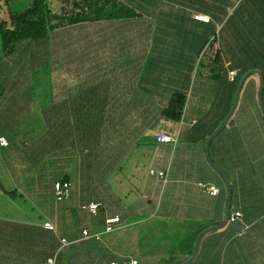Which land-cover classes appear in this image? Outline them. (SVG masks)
<instances>
[{
	"label": "crops",
	"instance_id": "crops-1",
	"mask_svg": "<svg viewBox=\"0 0 264 264\" xmlns=\"http://www.w3.org/2000/svg\"><path fill=\"white\" fill-rule=\"evenodd\" d=\"M16 1H26L25 9L32 0H0L8 28V2ZM44 3L51 16L91 19L62 21L40 39L19 41L10 55L0 52V135L8 140L0 149V264L187 260L197 235L224 218L226 188L203 146L234 99L227 72L262 74L264 0ZM215 49L223 55L219 79L211 68ZM258 84L248 77L209 145L231 185L230 213L241 217L207 232L191 264H264ZM176 94L185 98L178 120L164 113ZM160 135L176 141L160 142ZM62 180L69 197L56 201L53 184ZM91 202L95 215L81 209ZM112 217L118 222L105 232ZM84 229L100 238H84Z\"/></svg>",
	"mask_w": 264,
	"mask_h": 264
},
{
	"label": "trees",
	"instance_id": "trees-1",
	"mask_svg": "<svg viewBox=\"0 0 264 264\" xmlns=\"http://www.w3.org/2000/svg\"><path fill=\"white\" fill-rule=\"evenodd\" d=\"M88 16L82 14L69 15L67 18L51 16L49 11L45 8L44 0H32L28 8L23 9L20 12H9V25L12 28H8L4 21H0V42L1 50L3 55H10L14 50L16 44L24 39H40L45 33L52 28L60 26L64 21L65 24H74L80 21L90 20ZM52 20H55V24H50ZM214 56L211 63L214 79H219V72L221 76L223 74V55L219 49L214 50ZM250 69V68H249ZM236 74L233 81H229L230 90L235 92L237 84L241 76L248 70L244 69H233ZM230 71V70H229ZM264 77V69L261 70ZM228 74V72H227ZM184 96L176 94L168 108L165 110V115L171 119L178 120L181 116V111L184 104ZM263 100H264V88H263ZM175 264V263H174ZM178 264V263H176Z\"/></svg>",
	"mask_w": 264,
	"mask_h": 264
},
{
	"label": "water",
	"instance_id": "water-1",
	"mask_svg": "<svg viewBox=\"0 0 264 264\" xmlns=\"http://www.w3.org/2000/svg\"><path fill=\"white\" fill-rule=\"evenodd\" d=\"M252 75H256L258 77L259 80V84H258V90H257V103L261 112L262 117L264 118V104H263V100H262V91H263V87H264V79L262 74L255 69L252 70H248L246 71L242 77L240 78L236 91H235V95H234V99L232 102V105L229 109V111L227 112L226 116L223 118V120L220 122V124L211 132V134L206 138L205 142H204V146H203V150H204V156L205 159L207 161V163L211 166V168L217 173V175L221 178V180L223 181L225 188H226V204H225V212H224V218L223 221L215 226H210L205 228L204 230H202L197 237L195 238V242H194V246H193V250L192 253L190 255V257L183 261L180 262L178 264H191L192 261L194 260L198 248H199V244L201 241V238L210 231L213 230H217L223 226H225V224L228 222V216L230 214V203H231V185L229 182L228 177L226 176V174L223 172V170L217 166L212 159L210 158L209 155V145L210 142L213 140V138L225 127V125L227 124L228 120L230 119V117L232 116L235 107L237 105V102L239 100V95L241 92V89L245 83V81L248 79V77L252 76Z\"/></svg>",
	"mask_w": 264,
	"mask_h": 264
},
{
	"label": "built area",
	"instance_id": "built-area-1",
	"mask_svg": "<svg viewBox=\"0 0 264 264\" xmlns=\"http://www.w3.org/2000/svg\"><path fill=\"white\" fill-rule=\"evenodd\" d=\"M196 20L202 21V22H208L209 18L206 16H201V15H196L195 16ZM236 74L235 70H230L228 71L227 77L229 81H233V78ZM158 141L160 142H175L176 139L172 138L170 136L167 135H160L158 137ZM8 146V140L6 139V137L0 135V149L5 148ZM158 176L164 178V173L163 172H158ZM206 193H208L209 195L215 196L218 193V189L213 186V185H204V184H199ZM53 190H54V197L56 201H64L69 197V193H70V183L66 180H62V181H57L54 182L53 184ZM81 209L86 210L89 214L95 215L98 211V205L96 203H89L86 205H82ZM241 217L240 212H233L230 213L228 216V221L233 222L235 220H237L238 218ZM118 222V218L117 217H112V218H108L105 221V232H109L112 231L113 229V224ZM44 228L48 229V230H54L53 225L50 222H45L43 224ZM82 235L84 238H94V239H99L100 235L99 234H93L90 235L88 233L87 230H82ZM63 242V241H62ZM54 262V258H48L45 262V264H53ZM110 264H116V262H110ZM123 264H137L136 260H130L128 262H125Z\"/></svg>",
	"mask_w": 264,
	"mask_h": 264
},
{
	"label": "rangeland",
	"instance_id": "rangeland-1",
	"mask_svg": "<svg viewBox=\"0 0 264 264\" xmlns=\"http://www.w3.org/2000/svg\"><path fill=\"white\" fill-rule=\"evenodd\" d=\"M9 3V6L7 7V9L10 11H14V10H16V11H20V9H24V8H22V7H25L24 5H26V1L25 2H23V1H16V2H14V3H12V4H10V2H8ZM1 43V42H0ZM16 47V46H15ZM204 60V59H203ZM37 72H41V69H39V70H37ZM28 202H31V201H28ZM7 208H5L4 207V209H3V211H5ZM35 211L39 214V213H41V212H38L39 210H38V208H35ZM20 214H21V210H20ZM85 218L87 219L86 221V223H88V225L90 226V227H93V228H95V227H97V225L95 224L96 223V219H95V217H89V215H85ZM96 225V226H95ZM99 227V226H98ZM103 226H101L99 229H101Z\"/></svg>",
	"mask_w": 264,
	"mask_h": 264
}]
</instances>
